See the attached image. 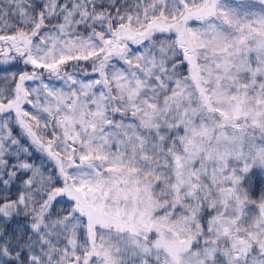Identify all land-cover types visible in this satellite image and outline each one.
Masks as SVG:
<instances>
[{"label": "snow or ice", "instance_id": "6c2138e0", "mask_svg": "<svg viewBox=\"0 0 264 264\" xmlns=\"http://www.w3.org/2000/svg\"><path fill=\"white\" fill-rule=\"evenodd\" d=\"M0 264H264V0H0Z\"/></svg>", "mask_w": 264, "mask_h": 264}]
</instances>
